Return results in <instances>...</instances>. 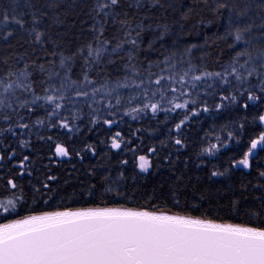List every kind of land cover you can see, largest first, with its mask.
<instances>
[{"label": "snow or ice", "instance_id": "6c2138e0", "mask_svg": "<svg viewBox=\"0 0 264 264\" xmlns=\"http://www.w3.org/2000/svg\"><path fill=\"white\" fill-rule=\"evenodd\" d=\"M200 2L224 22L213 44H227L226 59L223 50L212 51L208 37L182 51L167 47L161 43L167 24L157 27L158 35L145 47L144 33L153 30L145 22L154 12L167 13L173 7L168 0H0V220L6 221L0 222V264H264V0ZM77 29L90 38L68 54L57 51L67 37L78 38ZM231 108L239 110V120L222 125L215 143L208 141L197 159L239 144L249 123L260 126L240 158L230 159L223 170L213 166L207 177H227L234 168L256 173L255 183H249L259 190L254 197L259 206L244 208L246 222L106 206L109 198L130 199L128 159L111 167L105 162L112 150L119 153L132 143L113 131L125 117L142 121L150 115L159 121L163 113V123L174 121L168 140L177 155L173 159L169 152L164 160L173 201L180 205L178 194L193 179L185 171L187 160L180 167L179 153L188 147L185 130L194 119L203 124ZM93 134L96 143L89 139ZM160 145L168 147L165 141ZM126 150L135 155V149ZM89 157H97L96 163ZM66 163L73 171L64 169L62 176L57 169ZM138 167L149 173L161 165L139 155ZM81 172L88 179H81ZM70 184L79 186L74 198L104 206L60 210ZM239 190L246 193L248 185ZM205 199L202 193L200 200ZM219 208L237 214L241 199L231 197Z\"/></svg>", "mask_w": 264, "mask_h": 264}, {"label": "trees", "instance_id": "16d2710c", "mask_svg": "<svg viewBox=\"0 0 264 264\" xmlns=\"http://www.w3.org/2000/svg\"><path fill=\"white\" fill-rule=\"evenodd\" d=\"M168 3L173 5V7L167 13L162 15L160 12H154L152 19L145 22L146 24H151L153 29L152 31L144 33L143 39L145 41V47L153 36L158 35V32L156 31L157 27L167 24L169 26V33L161 42L167 47L182 51L184 47L191 44H204L205 38L208 37L209 44L212 45V51L219 52L223 50L225 53L224 58H227V55L230 52L227 44L223 41H218L216 44H213V40L215 39L217 32L222 34L224 31V22L216 21L215 18L212 17L210 11L203 6L200 0H168ZM189 9L193 10L189 11ZM184 13L188 14L187 19L182 18ZM201 20H204L205 24L208 20H213V23L211 27H205V24L200 23ZM181 25H183V27H181ZM160 30L162 31V28ZM75 31L78 38H74L72 36L67 37L65 47L58 49L57 51H64L65 54H68L85 39L90 38L87 33L80 36L79 29ZM107 35L110 37L111 33H108ZM49 50H51V45L49 46ZM195 54L199 56L201 54V50L196 49ZM49 59H51V57H49ZM56 60L58 62L59 56L56 57ZM210 67H215V64L210 63ZM251 115L252 113L250 112L249 120H251ZM239 118V110L231 108L220 113L216 116L215 120L211 118L205 119L203 124H197L194 119L191 128L185 130L188 147L179 153L181 159L180 167L183 168V161L187 160L188 168L185 171L188 175L192 176L193 179L192 182L178 194L181 200L180 205H175L173 201V193L169 189L171 181L168 177L170 176V173L168 171V165L164 160V157L169 152H172L173 159H175L177 155V153L173 151L174 146L172 142L168 140V129L173 126L174 121L170 120L167 124L163 123V113H161L159 121L152 119L150 115L142 121H132L130 118L125 117V122L118 127H114L113 131H122L125 138H130L132 143L124 146L122 151L119 153L112 150L113 154L111 161H107L106 158L105 162L109 163V166L111 167L116 165L117 161L120 159H128L129 163L124 170L126 176L128 177L125 190L128 192L130 199L120 201L118 203L112 198H109L110 202L106 206L118 207L122 203L125 207L170 211L220 222H246L248 218L244 215V208H256L259 206V202L254 198L259 194V190H254L252 184L249 183V181L255 183L256 173H249L247 170L234 168L232 169V173L227 177L213 178L211 181L208 180L207 177L213 166H217L223 170L225 167H230V159L240 158L243 151L246 150V144L249 138L259 132L260 126L258 124L253 125L249 123L241 136L239 144L233 142L232 145L223 149L216 156L208 157L203 155L197 159V155L199 154L201 148L206 147L208 141L215 143V136L216 134H220L219 129L222 125L227 123L229 120H239ZM213 124L216 126L215 130H213ZM137 128L142 130L135 135H131L136 132ZM206 133H208L207 137H205ZM172 135H175V133L173 132ZM103 137L104 133H101L100 138ZM63 139H66V137H63ZM89 139L93 143L97 142L95 134H93ZM161 141H165L168 144V147H161ZM75 142L77 143V146H79V141ZM151 147L157 148L156 154L150 153ZM127 148L135 149V155L132 151H127ZM100 150L102 152L109 151V149L104 146H100ZM157 154L160 156L159 160L156 159ZM139 155H146L152 160L154 165H161L159 171H156L154 168L150 170L149 173H141L138 167ZM261 155L264 156V153ZM96 161L97 157L88 158V162L92 164H95ZM76 163L77 168H81L79 162ZM261 166L264 167V160H262ZM64 169L73 171L67 163L64 165V168L57 169V171H59L63 176ZM116 171L117 168L112 167L113 175L116 174ZM196 176H201L203 179L198 181L195 179ZM133 177L135 178V183H133ZM81 179L86 180L88 178L81 172ZM242 183L248 185V191L246 193L239 190ZM74 192L79 195V186L76 184H70L64 190L66 199L64 200V203L60 205V210H63L65 206L72 208L104 206L99 205L98 201L95 204H87L83 199H76L73 196ZM202 193H206L209 199L201 201L200 195ZM0 195H4L2 190H0ZM231 197L241 199V208L239 213L230 215L227 208L217 209L218 204L227 205ZM196 203L201 206L198 210L192 207V205ZM153 204L159 205V209L152 207ZM217 211H219V215H217ZM0 222L6 221L0 220Z\"/></svg>", "mask_w": 264, "mask_h": 264}, {"label": "water", "instance_id": "95a60500", "mask_svg": "<svg viewBox=\"0 0 264 264\" xmlns=\"http://www.w3.org/2000/svg\"><path fill=\"white\" fill-rule=\"evenodd\" d=\"M108 207H117V206H108ZM151 211H159V210H151ZM165 212H167V213H169V214H177V213H175V212H170V211H165ZM179 214V213H178ZM181 215H183V214H181ZM194 217V216H193ZM196 218H200V217H196ZM215 222H217V223H232V222H220V221H215Z\"/></svg>", "mask_w": 264, "mask_h": 264}]
</instances>
